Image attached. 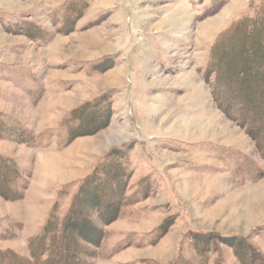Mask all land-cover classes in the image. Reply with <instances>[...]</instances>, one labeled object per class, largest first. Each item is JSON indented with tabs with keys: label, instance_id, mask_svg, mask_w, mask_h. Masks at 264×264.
<instances>
[{
	"label": "rangeland",
	"instance_id": "1",
	"mask_svg": "<svg viewBox=\"0 0 264 264\" xmlns=\"http://www.w3.org/2000/svg\"><path fill=\"white\" fill-rule=\"evenodd\" d=\"M263 108L264 0H0V252L77 211L88 264H264Z\"/></svg>",
	"mask_w": 264,
	"mask_h": 264
},
{
	"label": "trees",
	"instance_id": "2",
	"mask_svg": "<svg viewBox=\"0 0 264 264\" xmlns=\"http://www.w3.org/2000/svg\"><path fill=\"white\" fill-rule=\"evenodd\" d=\"M222 85H224V83H222ZM222 85L221 87H223L222 89H224L225 86ZM249 96L250 95L244 97V100L248 101ZM233 99H235V97ZM233 99L230 103L229 100L231 99L227 98L225 104H223L224 101H221L220 105L226 106V104L230 103V105L232 104L234 108L239 107L238 102H240L241 100L233 101ZM251 109L255 110V107H252ZM234 118H236L237 120H242L243 122H247L249 125L247 127L248 130L254 131L258 135L261 133V130H263V126H258L257 124L254 126L255 128L252 129V123L250 122L251 120H245L243 116L235 115ZM261 134H264V132H262ZM256 142L258 146H261L258 139H256ZM262 154L264 155V152H262ZM109 169L110 168H108L107 170ZM4 170V172H6L8 170V167L6 169L4 168ZM114 172L116 174L117 170H114ZM4 175L5 174L3 173L0 174V176ZM121 177L122 176H120L119 179ZM12 180H3L4 184H1L2 186L6 184L7 186L11 187L10 185H12L13 183ZM120 180H122V178ZM6 192L0 191V193L2 194H6ZM119 205V202H109L108 199L92 203L93 210L102 223H106L116 216L119 210ZM76 212L77 211H71L66 215L62 227L57 232L53 233V227L51 225L52 221L48 222L47 227L44 229V232H42L39 237H37V239H32L29 241V259L10 251H8L6 254L0 252V264H88L86 261L88 252L86 251L85 247H82L79 243L81 242V240L87 241V239H90V233L92 232V229H95V226H93L92 222L85 215L78 217L80 214ZM107 214L109 215V217ZM85 232L89 234H85ZM90 241L97 244L98 236ZM237 257L240 258L241 264H263L261 262H258V258L252 257V255L251 258L248 253L244 255V250H242V248L238 250Z\"/></svg>",
	"mask_w": 264,
	"mask_h": 264
}]
</instances>
